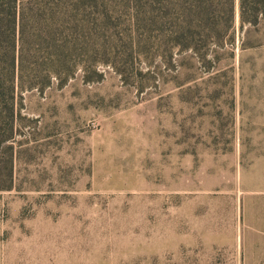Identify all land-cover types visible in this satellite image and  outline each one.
<instances>
[{"label": "rangeland", "instance_id": "1", "mask_svg": "<svg viewBox=\"0 0 264 264\" xmlns=\"http://www.w3.org/2000/svg\"><path fill=\"white\" fill-rule=\"evenodd\" d=\"M84 3L74 75L0 88V264H264V46Z\"/></svg>", "mask_w": 264, "mask_h": 264}, {"label": "trees", "instance_id": "2", "mask_svg": "<svg viewBox=\"0 0 264 264\" xmlns=\"http://www.w3.org/2000/svg\"><path fill=\"white\" fill-rule=\"evenodd\" d=\"M158 1L166 18L173 5L174 45L181 50L236 47L238 37L242 53L264 46V0ZM82 8L84 0H0V88L6 95L15 99L28 82L30 89L39 88L42 75L64 79L74 75L79 55L87 56V45L77 42L71 26ZM31 61L37 65L27 67ZM243 63L241 55V67Z\"/></svg>", "mask_w": 264, "mask_h": 264}]
</instances>
